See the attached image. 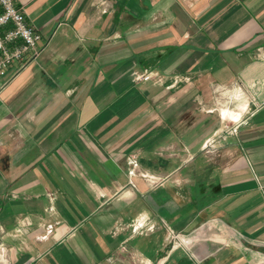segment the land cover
Instances as JSON below:
<instances>
[{
	"label": "crops",
	"instance_id": "0c3cea01",
	"mask_svg": "<svg viewBox=\"0 0 264 264\" xmlns=\"http://www.w3.org/2000/svg\"><path fill=\"white\" fill-rule=\"evenodd\" d=\"M15 2L0 264H264V0Z\"/></svg>",
	"mask_w": 264,
	"mask_h": 264
},
{
	"label": "built area",
	"instance_id": "2783aa9c",
	"mask_svg": "<svg viewBox=\"0 0 264 264\" xmlns=\"http://www.w3.org/2000/svg\"><path fill=\"white\" fill-rule=\"evenodd\" d=\"M40 39V32L15 0H0V78L6 76L14 63H19L20 69L27 61L34 59L39 53L37 41ZM148 78L149 75L145 73L134 74L136 81ZM228 132L231 133L232 129ZM146 229L152 230L154 225L151 224ZM168 236L175 240L178 233L170 230Z\"/></svg>",
	"mask_w": 264,
	"mask_h": 264
},
{
	"label": "clouds",
	"instance_id": "9594fccd",
	"mask_svg": "<svg viewBox=\"0 0 264 264\" xmlns=\"http://www.w3.org/2000/svg\"><path fill=\"white\" fill-rule=\"evenodd\" d=\"M237 119L239 120V119H240V117H239V116H237Z\"/></svg>",
	"mask_w": 264,
	"mask_h": 264
}]
</instances>
